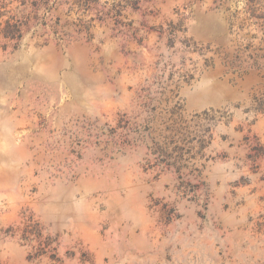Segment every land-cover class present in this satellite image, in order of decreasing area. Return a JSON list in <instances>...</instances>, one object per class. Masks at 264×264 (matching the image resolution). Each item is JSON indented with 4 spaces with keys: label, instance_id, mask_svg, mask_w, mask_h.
<instances>
[{
    "label": "rangeland",
    "instance_id": "obj_1",
    "mask_svg": "<svg viewBox=\"0 0 264 264\" xmlns=\"http://www.w3.org/2000/svg\"><path fill=\"white\" fill-rule=\"evenodd\" d=\"M3 264H264V0H0Z\"/></svg>",
    "mask_w": 264,
    "mask_h": 264
},
{
    "label": "trees",
    "instance_id": "obj_2",
    "mask_svg": "<svg viewBox=\"0 0 264 264\" xmlns=\"http://www.w3.org/2000/svg\"><path fill=\"white\" fill-rule=\"evenodd\" d=\"M0 264H3V263L0 261Z\"/></svg>",
    "mask_w": 264,
    "mask_h": 264
}]
</instances>
